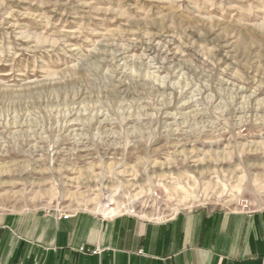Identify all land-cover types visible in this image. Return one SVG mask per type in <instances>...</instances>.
<instances>
[{
  "label": "rangeland",
  "instance_id": "obj_1",
  "mask_svg": "<svg viewBox=\"0 0 264 264\" xmlns=\"http://www.w3.org/2000/svg\"><path fill=\"white\" fill-rule=\"evenodd\" d=\"M264 209V0H0V212Z\"/></svg>",
  "mask_w": 264,
  "mask_h": 264
},
{
  "label": "crops",
  "instance_id": "obj_2",
  "mask_svg": "<svg viewBox=\"0 0 264 264\" xmlns=\"http://www.w3.org/2000/svg\"><path fill=\"white\" fill-rule=\"evenodd\" d=\"M100 211L0 212V264H264V209L166 221Z\"/></svg>",
  "mask_w": 264,
  "mask_h": 264
},
{
  "label": "built area",
  "instance_id": "obj_3",
  "mask_svg": "<svg viewBox=\"0 0 264 264\" xmlns=\"http://www.w3.org/2000/svg\"><path fill=\"white\" fill-rule=\"evenodd\" d=\"M70 216H63V218L64 219H68ZM85 250H83V249H81V252H84ZM100 253V250L99 249H97V250H95V251H93L92 252V254H94V255H97V254H99Z\"/></svg>",
  "mask_w": 264,
  "mask_h": 264
}]
</instances>
